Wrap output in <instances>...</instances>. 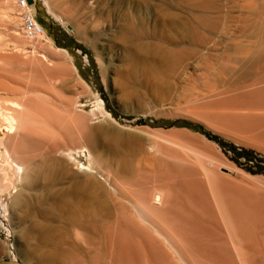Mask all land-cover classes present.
<instances>
[{
  "label": "rangeland",
  "instance_id": "obj_1",
  "mask_svg": "<svg viewBox=\"0 0 264 264\" xmlns=\"http://www.w3.org/2000/svg\"><path fill=\"white\" fill-rule=\"evenodd\" d=\"M45 2L36 11L46 36L28 39L13 0H0V263L73 264L69 258L96 255L112 264H254L255 249L241 256L209 246L264 242V168L255 166L264 165V0ZM151 47L177 60L160 75L128 69L134 52ZM120 70H130L127 78ZM17 103L25 108L21 129L10 128L6 113ZM39 110L52 116L41 134L26 119ZM56 117L66 118L60 125L77 149L64 154L59 188L95 179L118 202L95 219L91 236L54 214L45 222L50 238L35 230L26 242L38 218L15 196L24 193L32 207L42 197L24 184L16 160L25 169L40 159L36 134L56 140ZM161 188L162 208L138 204ZM38 249L56 255L43 260Z\"/></svg>",
  "mask_w": 264,
  "mask_h": 264
},
{
  "label": "bare ground",
  "instance_id": "obj_2",
  "mask_svg": "<svg viewBox=\"0 0 264 264\" xmlns=\"http://www.w3.org/2000/svg\"><path fill=\"white\" fill-rule=\"evenodd\" d=\"M45 6H46V2H45ZM149 48V47H148ZM161 50V49H160ZM155 47H151L150 50H138L136 52H134L131 55V66L132 68L128 69H134L136 70L134 67L138 68V65L141 66V70L142 73L144 72V74L147 75H154V73H164L165 69L167 66H169V62L174 60L176 61L177 59V55L174 57H171V55L167 54V52L164 51H160ZM170 52V51H169ZM260 52V51H259ZM173 53V52H172ZM256 53V52H255ZM174 58V59H172ZM172 59V60H171ZM172 62V64H174L175 62ZM136 65V66H135ZM168 68V67H167ZM130 70H126L125 72H129ZM118 72V71H117ZM123 72V70H122ZM120 70V73H122ZM122 73L123 75L125 74ZM131 73V72H130ZM133 73V71H132ZM128 74V73H127ZM167 74V73H166ZM157 75H160L159 73ZM125 76V75H124ZM129 76V75H128ZM126 77V76H125ZM127 78V77H126ZM131 78V77H130ZM130 78H128L127 80H129ZM122 80H126L121 78ZM120 79H118L119 81ZM132 80V79H130ZM150 80V79H149ZM124 82V83H122ZM128 82V81H127ZM120 85L122 84H126L125 81H121V83L119 82ZM119 85V86H120ZM129 85V83L127 84ZM264 85V84H263ZM126 86V85H124ZM123 86V87H124ZM129 88V86L127 87ZM123 89V88H121ZM127 90V89H126ZM125 90V91H126ZM129 91V90H127ZM126 91V92H127ZM130 96V95H129ZM128 96V97H129ZM16 104V103H15ZM18 104V103H17ZM4 105V103H3ZM19 105V104H18ZM15 110H13L12 112L8 113V111L6 112L8 115V122H10L8 125H10V128H22V118L20 117V113H22L23 111L25 112V108L23 106L24 109L22 108V104L21 106L19 105ZM2 106V105H0ZM3 107V106H2ZM0 107V108H2ZM26 107V106H25ZM8 108V107H7ZM12 108V107H11ZM15 108V107H13ZM12 108V109H13ZM28 108V107H27ZM3 110V109H2ZM1 110V111H2ZM5 112V111H4ZM38 112V111H37ZM5 113V114H6ZM1 114V113H0ZM51 114V113H50ZM22 115V114H21ZM58 116V114H57ZM3 119V118H2ZM1 119V120H2ZM7 119V116L6 118ZM26 119L27 121L29 120V122L31 124L35 123V130H37V133H44L46 130L47 125H49L48 123L46 124L47 120L52 119V116L50 115V117L45 113V111L43 112L42 110H39V112L36 114V116L33 118L31 115H26ZM64 119L66 121V118H63V120L60 117H56V121L58 122V127L60 129V131L62 132L61 134L58 135V137H56V140L54 141H46L45 140V136L43 137L42 135H38L36 134L38 137V146H40L39 148H41L42 153L41 154H37L40 159H37V162H31V160L29 161V163L27 164V166L24 169V166L22 165V162H19L16 160L17 162V166H19L23 171H22V178L23 181L25 179V185H27V187L29 189L33 190H37L41 192V195L39 198V204H37L35 207L30 206L29 203L31 202V200L29 201V199L27 198L28 196L24 197V193H18L15 196V204H17L18 206H20V209L23 207L24 208H33V212L35 214V217H37V222H35L33 228H28L24 231V238L25 241L28 242L29 238H31V233L32 231H37L39 234H42L44 239L48 240L50 238V231L51 228L49 226H47L45 224V222H50V220L52 219V216L54 214H59L62 215V217L66 218L68 221H73L79 224V227L83 230V234H85L86 236H91L94 233V229H95V219L101 217L103 214H106L107 212H109V204L110 202L112 204L117 203L118 200L116 197L114 196H110L108 194V191L100 184H96V180H90L88 182H83L80 185L79 184H75L73 185V187H71L70 189H63L62 187L59 188V186L62 184V182L65 180V178H67L65 170H64V165L66 163V160L64 158V154H67L69 156H72L74 154V152L77 149H74L72 146L74 144H72V141L69 142L70 136L67 135V132L65 131V126L60 125V123L63 121ZM68 119V118H67ZM69 121V120H68ZM3 122V121H2ZM33 122V123H32ZM67 122V121H66ZM65 122V123H66ZM53 123V122H52ZM68 123V122H67ZM21 127V128H20ZM32 127V126H31ZM57 128V127H56ZM28 129V127H27ZM49 129V128H48ZM55 129V128H54ZM12 131V130H11ZM27 131V130H26ZM31 131V130H30ZM59 132V131H58ZM49 133V132H48ZM30 134V133H29ZM35 134V133H34ZM55 134V133H54ZM48 135V134H46ZM54 136V135H53ZM56 136V135H55ZM52 137V135H51ZM52 139V138H51ZM55 139V138H54ZM39 150V149H38ZM40 152V151H39ZM60 152V153H59ZM59 153V154H58ZM77 153V152H76ZM9 154V158L14 159L15 155L12 153V151H8ZM36 155V156H37ZM38 158V157H37ZM15 160V159H14ZM94 164V163H93ZM69 164H66V166ZM93 167V166H92ZM118 169L120 171H124V169H126V163H122L120 166H118ZM77 180V179H76ZM88 180V179H87ZM65 183V182H64ZM72 183V181H71ZM132 183V182H131ZM138 183V182H137ZM69 184V183H68ZM121 184V183H120ZM136 184V183H134ZM144 183H142L143 185ZM65 185V184H64ZM119 185V184H118ZM142 185H140L139 190L142 191L143 187H141ZM148 185V184H147ZM146 185V186H147ZM137 186V185H136ZM155 186V184H154ZM125 187V186H123ZM149 187V186H148ZM160 187V185L156 186V189H160L157 188ZM162 187V186H161ZM145 188V187H144ZM168 188V187H167ZM148 189V188H145ZM152 189V188H151ZM150 189V190H151ZM154 190V194L153 196H150L149 198H147L145 196V200L141 201V200H137V202H139L138 204H144V206H148L149 208H162L164 206V204L167 201V196H166V191L163 190L161 188L160 191ZM149 190V192H150ZM46 194H43L44 192H46ZM124 191V190H123ZM128 191V190H127ZM36 192V191H34ZM129 192V191H128ZM148 192V191H147ZM165 192V193H164ZM117 194V193H116ZM131 194V193H130ZM139 194V193H138ZM137 194V195H138ZM143 194V193H142ZM43 195V196H42ZM144 195H146V193H144ZM149 195V194H148ZM151 195V194H150ZM129 196V195H128ZM127 196V197H128ZM141 196V195H140ZM38 197V196H37ZM221 197V196H220ZM129 198V197H128ZM132 199H136V198H132ZM131 199V200H132ZM228 200V199H227ZM37 201V199H36ZM36 201L34 203H36ZM179 201V200H178ZM259 201V200H257ZM142 202V203H141ZM217 203V207H218V201H215ZM33 203V202H32ZM136 203V202H135ZM197 203V202H196ZM151 204H154V206H152ZM178 204V203H177ZM33 205V204H32ZM111 205V204H110ZM143 206V205H141ZM220 207V206H219ZM147 208V207H146ZM144 209V208H143ZM219 209H222V207H220ZM225 209V208H223ZM238 209V208H237ZM22 210V209H21ZM25 210V209H24ZM147 210H149L147 208ZM183 210V209H182ZM219 211V210H218ZM28 212V211H27ZM26 212V213H27ZM223 215L225 216L224 212L226 211H222ZM220 213V212H219ZM30 214L33 215V213L30 212ZM227 214V213H226ZM27 215V214H26ZM28 216V215H27ZM26 216V217H27ZM34 216V215H33ZM57 216V215H56ZM222 216V215H220ZM229 216V214H228ZM29 217V216H28ZM144 218V217H143ZM222 218V217H221ZM228 218V217H227ZM223 220V218H222ZM230 222V219H226ZM264 220V219H263ZM238 221V219L236 220ZM175 222V221H174ZM225 222V221H224ZM223 222V223H224ZM227 223V222H226ZM258 223V222H256ZM73 224V223H72ZM244 224V223H243ZM181 225V224H180ZM229 226V224H227ZM231 228H232V224H230ZM229 226V229H230ZM234 226V225H233ZM224 227V226H223ZM226 227V226H225ZM242 227V226H241ZM161 228V227H160ZM235 229V228H234ZM243 229V228H242ZM257 229V228H256ZM214 230V229H213ZM212 230V231H213ZM231 230V229H230ZM236 230V229H235ZM219 231V230H218ZM234 231V230H232ZM164 232V231H163ZM166 232V231H165ZM171 232V231H170ZM200 232V231H199ZM198 232V233H199ZM220 232V231H219ZM228 232V230H227ZM231 232V231H230ZM236 232V231H235ZM162 233V232H161ZM202 233V232H201ZM218 234V232H216ZM229 233V232H228ZM238 233V232H237ZM53 234V233H51ZM207 234V233H206ZM214 234V233H213ZM212 234V236H213ZM22 235V236H23ZM163 235V234H162ZM175 234H173L174 236ZM216 235V234H215ZM219 235V234H218ZM203 236V235H201ZM208 236V234L206 235ZM217 236V235H216ZM215 236V237H216ZM220 236V235H219ZM236 236V233H235ZM234 236V237H235ZM248 236V235H247ZM262 236V235H261ZM55 237V236H53ZM53 237H51L52 239H54ZM165 237V236H163ZM210 237V236H209ZM223 236H221L222 238ZM232 235V238H234ZM238 237V236H237ZM171 238H173L171 236ZM170 238V240H171ZM219 238V237H217ZM221 238L219 240H221ZM231 238V239H232ZM261 238V237H259ZM206 239V238H205ZM212 239H215L214 236ZM225 239V238H224ZM239 238H237L236 240L233 241H215L213 245L209 246L211 249H215V250H219V251H223L225 253V251H230V250H235V252L237 253V255H241L242 253L240 251H243L244 249L247 250L248 248H252L253 250L255 249L256 252L253 255V258L255 260L252 261H256L257 264H264V242H249L246 241L245 238H243V240H238ZM245 239V240H244ZM38 240V239H37ZM51 240V239H50ZM210 240V239H209ZM196 241V240H195ZM203 241V240H202ZM208 241V240H207ZM256 241V240H254ZM38 242V241H37ZM61 242V241H60ZM209 242V241H208ZM170 243H172L170 241ZM174 243V242H173ZM198 243V242H197ZM201 243V242H200ZM205 243V242H203ZM211 243V242H210ZM192 244V243H191ZM209 244V243H208ZM45 245V244H44ZM172 245V244H171ZM199 245V244H198ZM43 246V245H41ZM173 246V245H172ZM171 246V247H172ZM26 247V246H25ZM29 247V246H28ZM27 247V249H28ZM45 247V246H44ZM192 247V246H191ZM205 247V246H204ZM203 247V248H204ZM31 248V246L29 247ZM40 248V247H39ZM92 248V247H91ZM199 248V247H198ZM247 248V249H246ZM27 249H25V252L28 251ZM90 249V248H89ZM33 250V249H32ZM198 250V249H196ZM203 250V249H202ZM209 250V248H208ZM24 252V251H23ZM24 252V253H25ZM30 252V251H28ZM32 252V251H31ZM35 252V251H34ZM240 252V253H239ZM246 252V251H245ZM244 252V253H245ZM249 252V250H248ZM247 252V253H248ZM23 253V254H24ZM27 253V252H26ZM39 256L41 257V259L46 260L49 259V257H54L56 254L53 251H43L38 249ZM36 253V254H37ZM213 253V252H212ZM222 253V252H220ZM232 253V252H229ZM228 253V254H229ZM236 253H233L236 255ZM243 253V254H244ZM250 253V252H249ZM179 254V253H178ZM194 254V253H193ZM207 254V253H206ZM209 254V253H208ZM217 254V253H216ZM230 255L231 257L233 256ZM246 254V253H245ZM28 255V254H27ZM30 255V254H29ZM28 255V256H29ZM33 255V253H32ZM31 255V256H32ZM214 255V254H213ZM227 255L224 254V256ZM234 255V256H235ZM236 255V257H237ZM248 255V254H247ZM250 255V254H249ZM181 256V255H179ZM242 256V255H241ZM238 256V257H241ZM246 256V255H245ZM251 256V255H250ZM250 256H248L250 258ZM30 257V256H29ZM34 257H36V255H34ZM201 257V256H200ZM206 257V255H205ZM213 257V256H212ZM218 257V256H217ZM229 257V255H228ZM247 257V256H246ZM247 257V258H248ZM26 258V257H25ZM28 258V257H27ZM182 258V256H181ZM215 258V257H214ZM234 259V257H232ZM203 259V258H202ZM236 259V258H235ZM234 259V260H235ZM240 259V258H239ZM26 260V259H25ZM208 260V258H207ZM206 260V261H207ZM212 260V259H211ZM210 260V261H211ZM227 260V259H226ZM27 261V260H26ZM69 261H72V263H76V264H112L108 261H103L100 260L98 258V256L96 255H90V257L88 259L84 258L83 256L76 258L75 259H71L69 258ZM202 261V260H201ZM204 261V259H203ZM218 261V260H217ZM221 261V260H220ZM238 261V260H237ZM240 261V260H239ZM246 259H245V263L246 264ZM250 261V260H249ZM234 262V261H233ZM241 262V261H240ZM255 262V263H256ZM237 263V262H236ZM239 263V262H238ZM249 262H247L248 264ZM254 263V264H255ZM0 264H8V263H0ZM11 264V263H10ZM197 264V263H196ZM222 264V262H221ZM242 264V263H241Z\"/></svg>",
  "mask_w": 264,
  "mask_h": 264
},
{
  "label": "built area",
  "instance_id": "obj_3",
  "mask_svg": "<svg viewBox=\"0 0 264 264\" xmlns=\"http://www.w3.org/2000/svg\"><path fill=\"white\" fill-rule=\"evenodd\" d=\"M20 18L21 32L28 39L46 36L43 24L37 19V3L45 6V0H13Z\"/></svg>",
  "mask_w": 264,
  "mask_h": 264
},
{
  "label": "trees",
  "instance_id": "obj_4",
  "mask_svg": "<svg viewBox=\"0 0 264 264\" xmlns=\"http://www.w3.org/2000/svg\"><path fill=\"white\" fill-rule=\"evenodd\" d=\"M174 123H178V124H188V125L194 126L195 128H200L196 123H192V122H190V121H185V120H176V121H174ZM214 138L217 139L218 137L215 136ZM217 140H219V139H217ZM219 141H220V143H222L223 145H227L228 148H230V149H232V150H235V147H234V146L229 145L228 143H225V142L222 141V140H219ZM255 166H256L258 169L264 168V165H261V164H259V163H255Z\"/></svg>",
  "mask_w": 264,
  "mask_h": 264
}]
</instances>
